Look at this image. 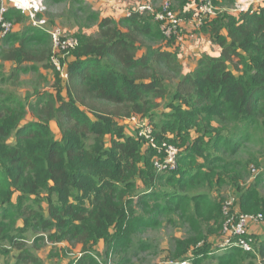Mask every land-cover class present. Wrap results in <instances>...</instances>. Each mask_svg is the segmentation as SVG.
Here are the masks:
<instances>
[{
  "label": "trees",
  "instance_id": "trees-1",
  "mask_svg": "<svg viewBox=\"0 0 264 264\" xmlns=\"http://www.w3.org/2000/svg\"><path fill=\"white\" fill-rule=\"evenodd\" d=\"M48 1L67 3L63 14L82 24L72 61L65 66L67 57L60 60L61 71L52 63L50 35L12 6L5 13L14 25L0 40L13 44L0 49V70L13 64L7 83L20 86L30 69L52 72L55 82L19 97L0 81V256L16 251L14 264H39L26 234L41 229L51 242L81 245L75 264H86L101 241L108 249L131 244V227L151 221L137 218V208L148 203L156 211L182 212V219L192 216V206L222 231L227 218L212 192L226 182L248 211L257 191L244 176L260 164L252 153L243 160L242 153L250 146L264 152V0L257 10L240 14L229 11L236 0H213L225 11L198 32L221 51L204 54L188 73L176 39L164 37L153 14L131 10L119 20L101 19L78 0ZM93 24L94 33H84ZM133 117L151 127L157 147L179 150L176 170L160 172L155 160L163 161L165 152L140 136V129L132 133L120 124ZM184 204L189 207L178 209ZM249 239L252 252L227 247L218 264L264 258V240L253 233ZM200 242L182 241L177 263L212 259L214 247Z\"/></svg>",
  "mask_w": 264,
  "mask_h": 264
},
{
  "label": "rangeland",
  "instance_id": "rangeland-1",
  "mask_svg": "<svg viewBox=\"0 0 264 264\" xmlns=\"http://www.w3.org/2000/svg\"><path fill=\"white\" fill-rule=\"evenodd\" d=\"M167 1L170 3V8H173L175 13L179 15L185 14L194 16L195 10L198 7V0H187V3L182 9H180V7L182 6L183 0H140L139 2L141 3L140 5L151 4L155 12L158 13ZM254 1L256 3L254 4L255 7L262 3V0ZM2 5L3 2L0 0V8ZM66 7L67 3L52 5L46 0V11L43 13V17L47 19L50 29L59 27L76 37V30H79L82 24H79V26L74 25V21L68 19V15L63 14ZM233 8L234 7H232L231 10ZM217 9L223 12L225 11L222 7H217ZM127 13L125 14L127 15ZM93 25L92 28H83L84 33L88 35L93 34L96 28V25ZM188 26L189 24L184 25L180 30L179 36L176 37V42L179 45V59L183 66L184 73L192 72L202 56L208 54L209 49L216 52L217 48L209 41L207 35L199 34L198 30L192 33L193 26H191V29H189ZM185 27H187L188 30ZM6 40L0 41V49L13 45L6 42ZM179 40H182V42H179ZM58 56H60V54ZM68 57L69 55H61V61L66 58L64 60L66 62L65 66H68L67 62L69 63L72 61V59ZM8 64L9 63L5 64V66L7 65L5 70H0V81L3 82V86H1L17 94L19 97L31 93L37 86L45 88L53 85L55 82V79H51L53 75L52 72L45 71L44 69H41L39 72L29 68L30 70L23 75L20 86L14 87L10 83H7L6 80L7 74L11 69V65ZM29 67H31V65H29ZM61 67L63 66L61 65ZM43 76L46 77L47 83L41 79ZM176 82L177 81L174 80V83ZM172 89L173 87H171V90ZM159 103L161 102L159 101ZM141 119L142 118L136 117L135 122L124 119L120 121V124L123 125L127 131L134 133L138 132L141 128L149 127L146 121ZM55 133L57 137L60 136L58 130H56ZM249 151L250 152H243L241 158L243 160H248L252 157V153L259 158L260 166L253 164L251 167L256 168L252 169L248 175L246 174L244 176L246 186L255 184L254 189L255 192L257 191L258 193H255L256 201L247 206L248 211L241 209L238 195L228 182L224 183L222 186H218L217 190L212 192L215 201L221 205L223 204V208L226 203L232 202L230 213L228 215L224 214L227 219L228 217H236L241 214L253 216L262 214L263 207L260 205L262 201L260 199H264V152L261 153L260 149H256L254 146H250ZM256 202L257 204H255ZM153 207L154 205L152 203H148L147 205L145 204L137 208V218L142 215L144 218L148 217L151 221H146L141 225L139 224V226L131 227L133 234L131 244L126 245L123 243L120 245L119 243H112L108 249L106 243L101 241L97 246L96 253L93 256L89 255L85 257L86 264H178L179 262L177 263V260L180 255L179 252H181L182 241H195L198 244L200 240H202L200 243L209 241L212 247H214L210 252L212 259L206 260L202 264H218V258L224 257L228 253V248L223 246V242H220L223 238L227 239L225 232V223L227 219L223 225L224 229L218 231L217 223L208 220V216H206L204 212L198 213L192 206V216L190 217L189 215L186 219L181 218L182 212L167 213L166 211H156ZM183 207H189V205L184 204L178 207V209ZM16 225L20 228L24 227L22 220H17ZM250 233L255 234L257 241L264 240V217L263 221L250 224ZM48 236L49 232L41 229L30 231L26 234L27 249L34 253L35 257L39 260V264H75L82 252V246L71 245L66 241L51 242ZM38 237H40L41 240H38ZM4 248L8 247L4 246ZM230 249L229 251H231ZM8 250H10V248H8ZM15 255L16 251H11L10 254L5 257L0 256V264H14ZM253 261L254 264H259L260 261H264V258L257 257V259ZM188 263L191 264V262Z\"/></svg>",
  "mask_w": 264,
  "mask_h": 264
},
{
  "label": "built area",
  "instance_id": "built-area-1",
  "mask_svg": "<svg viewBox=\"0 0 264 264\" xmlns=\"http://www.w3.org/2000/svg\"><path fill=\"white\" fill-rule=\"evenodd\" d=\"M3 5L0 8V40L13 32L14 25L5 19V13L9 6L14 7L18 11L29 16L32 25L38 29L47 32L53 42L52 62L56 68L61 71V55H70L71 51L78 46L77 39L59 27L49 28V23L43 13L46 11V0H1ZM254 0H236L234 8L231 10L234 14L253 12L257 10L258 5L254 6ZM139 12H149L155 15V19L160 23L163 35L168 39H173L179 36L181 28L189 22L194 29L199 30L204 24L216 18L220 12L215 6L213 0H198V7L195 14L191 19L183 18L176 14L173 8H170V3L165 2L161 10L156 13L151 4L140 5L137 8ZM60 54V56H58ZM135 122V118L128 119ZM152 129L141 128L139 131L140 136H145L150 139L154 148L159 151L165 152L163 161L155 160V166L160 171L176 170L177 156L179 150L168 144H164L162 148L157 147L151 137ZM232 202L224 205L223 211L225 215L230 213ZM263 221V216H253L249 214H241L236 217H228L225 223V232L229 236L237 239V242L232 243L229 238L226 245L241 248L247 252H252V239L250 237V224ZM234 239V240H235ZM82 256L81 254L79 255ZM187 264V263H182ZM259 264H264L260 261Z\"/></svg>",
  "mask_w": 264,
  "mask_h": 264
},
{
  "label": "crops",
  "instance_id": "crops-1",
  "mask_svg": "<svg viewBox=\"0 0 264 264\" xmlns=\"http://www.w3.org/2000/svg\"><path fill=\"white\" fill-rule=\"evenodd\" d=\"M78 1H80L82 5L90 7L92 8L93 11L98 12L97 14L101 19L104 17H112L117 20L122 18V16L124 17V15H126L125 13H127L130 9H136L141 4L139 2L140 0H78ZM185 28L187 29V27ZM188 28L191 29V25H189ZM20 29L21 27L17 25L15 30L19 31ZM193 32L194 30H192V33ZM179 42H182V40H179ZM220 51L221 50L219 48H216V52L209 49L208 54L217 56L220 53ZM8 65H11V67L13 66L12 63H9Z\"/></svg>",
  "mask_w": 264,
  "mask_h": 264
},
{
  "label": "clouds",
  "instance_id": "clouds-1",
  "mask_svg": "<svg viewBox=\"0 0 264 264\" xmlns=\"http://www.w3.org/2000/svg\"><path fill=\"white\" fill-rule=\"evenodd\" d=\"M216 6V5H215ZM259 6V5H258ZM138 8V7H137ZM137 8L136 9H130L129 11H128V13H127V15H129L130 14V11L131 10H137ZM149 13V12H148ZM154 17H155V15H154ZM182 17V16H181ZM193 17V16H192ZM183 18H184V16H183ZM186 24H189L190 25V23L189 22H187ZM185 24V25H186ZM192 30H194V31H197L196 29H192ZM65 31V30H64ZM45 32V31H44ZM67 32V31H66ZM47 33V32H46ZM70 35H72L70 32H68ZM48 34V33H47ZM72 36H74V35H72ZM51 37V36H50ZM165 37V36H164ZM166 38V37H165ZM168 39V38H167ZM176 39V38H175ZM51 41H52V38H51ZM52 47H53V42H52ZM52 51H53V48H52ZM58 70V69H57ZM134 118V117H133ZM261 215V214H260ZM226 241H227V239H225L224 240V243H223V246H225V247H231V248H233V249H240V250H243V249H241V248H238V247H235V246H229V245H226ZM235 242H237V241H235ZM234 242V243H235ZM244 252H247V251H245V250H243ZM82 255V254H81ZM82 257V256H81ZM80 256H79V258L78 259H80L81 258ZM257 257H259V256H257ZM77 259V260H78ZM77 262V261H76ZM189 261H184V262H181L180 264H182V263H187V264H189L188 263Z\"/></svg>",
  "mask_w": 264,
  "mask_h": 264
}]
</instances>
